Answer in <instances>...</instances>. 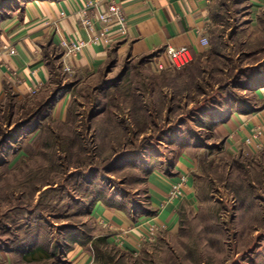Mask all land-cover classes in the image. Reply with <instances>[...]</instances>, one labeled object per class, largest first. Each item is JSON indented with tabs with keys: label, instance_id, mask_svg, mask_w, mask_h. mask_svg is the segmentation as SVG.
<instances>
[{
	"label": "rangeland",
	"instance_id": "1",
	"mask_svg": "<svg viewBox=\"0 0 264 264\" xmlns=\"http://www.w3.org/2000/svg\"><path fill=\"white\" fill-rule=\"evenodd\" d=\"M249 10L247 0H211L208 44L182 69L112 55L103 72L75 75L50 56L48 86L6 100L0 264H69L72 234L87 241L91 264H264V144L227 149L211 124L224 104L259 110L264 101L245 80L264 61V9L255 26ZM60 87L69 90L61 116L58 99L41 108ZM179 154L193 158L196 198L183 204L180 229L118 247V231L92 212L96 203L151 213L148 171L171 167Z\"/></svg>",
	"mask_w": 264,
	"mask_h": 264
},
{
	"label": "crops",
	"instance_id": "2",
	"mask_svg": "<svg viewBox=\"0 0 264 264\" xmlns=\"http://www.w3.org/2000/svg\"><path fill=\"white\" fill-rule=\"evenodd\" d=\"M84 1L18 0L8 7L9 11L0 18V107L10 98L31 97L30 88L34 85H40L38 92L48 86L52 71L50 56L59 62L63 71V62L68 63L72 67L69 74L94 75L106 69L112 55L131 59L149 57L152 61L157 54L164 57L166 46L181 45H189L196 55L204 47L198 33L204 31L209 37L211 0H120L128 20L127 34L114 38L109 45L90 42L76 55L66 57L60 45L61 38L88 40L98 30L96 26L91 32L80 24L78 12ZM247 1L250 23L255 26L257 15L264 9V0ZM3 46L12 48V52L4 50ZM54 50L60 51L59 57ZM249 80L254 82L248 83L251 87L247 88L264 98V74ZM66 93L57 104L56 115L64 114L68 103ZM261 104L259 110L248 105L250 108L245 111L229 108L227 104L220 109L225 115L216 119L215 128L226 137V143L230 144L227 149L238 143L244 151L246 138L252 139L247 149L254 147L256 142L264 144V101ZM257 128L258 136L254 133ZM193 167V158L179 154L171 167L160 166L150 173L146 182L149 214L141 212V208L126 210L99 203L92 212L110 229H129L123 237V245L127 248H137L140 239L148 235L150 226H158L159 233L175 232L179 227L180 206L192 204L196 199L193 177L189 176L184 198L167 201L168 191L178 174L190 175ZM69 239L74 242L67 253L69 264H91V252L80 238L72 234Z\"/></svg>",
	"mask_w": 264,
	"mask_h": 264
},
{
	"label": "built area",
	"instance_id": "3",
	"mask_svg": "<svg viewBox=\"0 0 264 264\" xmlns=\"http://www.w3.org/2000/svg\"><path fill=\"white\" fill-rule=\"evenodd\" d=\"M80 24L88 31H93L96 26L98 27L97 33L91 34L88 40L77 39L69 40L61 38L60 45L64 48V56L71 57L79 53L90 42L109 45L114 38H122L128 32V20L124 11V7L120 0H85L82 8L78 12ZM199 42L202 46L208 44V38L204 31H200ZM3 49L12 52V48L3 46ZM163 58L157 54L151 60L154 62L158 69H182L193 58L192 48L189 45H181L177 47L166 46L163 50ZM63 69L65 72L70 73L72 67L63 62ZM40 85H34L30 88V94L34 95L38 92ZM255 134H260V131L255 130ZM246 142L251 144L252 139L247 138ZM255 145L259 148L261 144L256 142ZM189 174L180 173L177 180L173 181L169 188L167 195L168 201L184 198L186 189L188 187ZM158 226H150L148 228V235L142 237L140 242L153 241ZM128 232L126 229H120L114 236L113 241L118 247H124L123 237Z\"/></svg>",
	"mask_w": 264,
	"mask_h": 264
},
{
	"label": "trees",
	"instance_id": "4",
	"mask_svg": "<svg viewBox=\"0 0 264 264\" xmlns=\"http://www.w3.org/2000/svg\"><path fill=\"white\" fill-rule=\"evenodd\" d=\"M0 1H3V0H0ZM10 1V0H9ZM17 1V0H16ZM15 1V2H16ZM9 6V2H6V0H4V4H3V6L6 8H8V6ZM5 15V13H1L0 12V18L1 17H3ZM194 56V55H193ZM58 57H59V55H58ZM147 59L149 58V57H146ZM257 63V65L256 66H253L254 68L253 69H250V70H253V71H257V73L256 74H254L253 76H251V77H246L245 78V80L247 81V82H249V83H251V82H254V81H250L249 79H252L253 77H258V76H260V75H262V74H264V61H257L256 62ZM262 71V72H261ZM248 75H251V74H248ZM249 78V79H248ZM249 80V81H248ZM67 91H69L68 89H66V88H57L56 90H54V92L52 93V95L46 100V102H45V104H43L42 105V107L41 108H43L44 106H46V104H48V103H50L54 98H55V101H57V99L58 100H60L63 96H64V94L67 92ZM171 99L169 98L168 99V102L170 101ZM223 107L225 108V104L223 105ZM234 107H236V109H242L243 108V110H248L249 108H250V106H248L247 105V103H241V104H239V106H233V108ZM37 112V111H36ZM31 119H28V120H26V121H24L25 123H27L28 121H30ZM215 123H216V120H214L211 124H212V126L214 125L215 126ZM181 144H183V142L181 141L180 142ZM170 165V164H169ZM152 168H150L149 169V171H148V174H150V172L152 171V170H154L155 168H157V167H160V165L159 166H155V165H153V166H151ZM112 203H114L113 201H112ZM114 204H111V206H113ZM183 206V205H182ZM182 206H180V208H179V216H180V211H181V209H182ZM118 207V206H117ZM126 209V208H125ZM126 210H128V209H126ZM180 222H181V219H180V221H179V224H180ZM179 229H180V227H179ZM74 235V234H73ZM93 239L94 238H91V239H89V241L90 242H92L93 241ZM98 239L100 240V241H105V239H106V237L104 236V237H102V236H100V237H98ZM81 242H87V241H85V240H83V241H81ZM93 245L95 246V243L93 242ZM94 249V248H93ZM33 251H35V252H42L43 251V247L42 246H36V248L35 249H33Z\"/></svg>",
	"mask_w": 264,
	"mask_h": 264
}]
</instances>
